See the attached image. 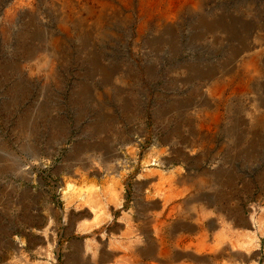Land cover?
<instances>
[{"label":"rangeland","instance_id":"1","mask_svg":"<svg viewBox=\"0 0 264 264\" xmlns=\"http://www.w3.org/2000/svg\"><path fill=\"white\" fill-rule=\"evenodd\" d=\"M3 8L0 2L2 13L5 9ZM263 18L264 15L262 19L257 18V22L258 26L264 28ZM10 39L8 36L2 37L0 32V140H11L7 143L19 159L16 170L9 178L13 181L14 207L11 209V222L5 217L2 206V194L5 192L4 186L8 178L2 170L0 171V264H89L86 256H63L61 253L64 243H68L72 238L68 236L66 239L67 232L61 229L64 211L68 209L73 211L74 217L83 214L85 219H89L91 216L87 213L92 212L97 200L96 193L100 195V200L108 203L112 190H116L119 203L110 205L115 210L109 214L111 220L121 217L124 212L136 215L135 210L140 208L137 202L144 205L140 206L145 212L146 206H149L146 200L162 199L164 193L161 196L157 193L155 195L153 186L142 188L140 183H150L148 180L144 181L141 175L161 169L165 178H169L165 171L174 172L173 169L183 165L178 158L174 165L170 164L165 168L150 167L146 173V169L142 168L143 160L146 162L151 158L171 159L180 156L184 158L182 154L190 157V161L184 164L186 170L183 171L188 177L197 178L205 171L226 174L220 184L213 183L211 188L200 191L207 195L218 194L224 213L232 215L236 222L234 225H227L231 226V231H224L222 237L226 236L227 239L220 242L224 246L221 245L223 249L217 254L218 257L215 253L208 252V264H264V130H260L257 123L250 126L247 116V113L256 114L251 106L253 100L258 98L264 101V88L262 90L258 82L254 88L255 92L250 89L249 96L241 95L230 99L232 92L239 86V80H235L227 90L224 101L220 102L221 127L212 136H205V133L200 136L197 135L198 130L195 127L199 124L195 122L198 112L187 107L180 108V104L203 101L199 94L204 87L187 72H181L180 76L184 79L181 84V77L173 79L172 74L167 71L170 64L176 67L183 60L173 62L170 59H162V63L157 64L155 75H152L147 71V65L151 64L155 57L148 53L150 49L144 41L134 54L131 51L133 46L129 45L133 58L117 50L108 52L100 48L105 65L111 61L114 67L121 65L133 73V76H128L124 71H120L118 77L121 81L116 82V86L110 81H102L101 76L88 79L81 75L90 65L78 58L77 50L72 46L70 53H65L67 59L55 66L54 78L45 74L29 76L28 69L32 64L21 59L22 45L17 46ZM107 50L110 48L107 47ZM222 50V53L216 55L221 62L220 69L226 62L225 50ZM186 56L192 60L190 63H201L194 59V56ZM203 56L198 54L199 58ZM187 57L185 58L188 59ZM211 62L209 59L205 64L214 66ZM108 85L112 90L109 95L106 92ZM91 86L94 88L89 90L88 87ZM119 90L123 92V98L119 96ZM207 98L210 100V97ZM207 108L210 109V106L202 104L199 109L203 110L200 113H210ZM160 149L163 153H160ZM145 154L146 156H143ZM147 155H150V158ZM134 161H137V164H134ZM93 162L98 166L95 167ZM108 163L117 165L119 171L116 174L107 173L105 169L107 170ZM147 179L151 177L147 176ZM176 184L166 188L179 191V185ZM69 187H73L74 191L69 193ZM88 195L94 198L93 204H83L85 198H89ZM177 198L164 208L162 217H165V220L182 218V214L176 213H171L168 217L171 208L175 206L173 203L176 201L175 203L179 204V201H183L182 196ZM188 206L183 205L185 215ZM145 213L144 217L153 216L151 210ZM190 215L187 214L188 217ZM192 218L193 216H190L189 221L193 223ZM203 223L208 229V245L211 246L213 242L214 245L218 242L219 233L223 232V222L217 219L215 229H209L210 221L205 220ZM57 226L60 227L59 231L55 230ZM239 235H243L244 242L251 240L252 243L239 246L234 253L231 247L225 244ZM197 237L193 234L187 247L191 246V249L195 250ZM76 243L74 240L71 244L74 254H78ZM216 252L218 253V250Z\"/></svg>","mask_w":264,"mask_h":264},{"label":"bare ground","instance_id":"2","mask_svg":"<svg viewBox=\"0 0 264 264\" xmlns=\"http://www.w3.org/2000/svg\"><path fill=\"white\" fill-rule=\"evenodd\" d=\"M0 2H2L5 8H3V13L0 12V32L2 34V37H10L12 41L16 43L17 46L18 44L22 45L21 59L27 63H30V65L32 64V66H30L28 69L29 76L45 74L50 78H54L56 76L55 66L57 64H62L63 60L67 59L65 53H70L72 46L76 48L78 58L81 59L84 63L88 62L90 65V68L82 72L81 75L87 77L88 79H94L95 76H101L102 81H107L106 83L110 81L112 85H116V82L121 81V79L118 77L120 71H124L125 73H127L128 76H133V73L130 72L128 69L122 68L121 65L114 67V64L111 61L108 65H105L102 62L104 57L99 51L100 48H103V50H106L108 52H115L114 50H117V52L119 53L131 56L129 45L133 46V49L131 51L134 54V51H136L138 46L141 45L144 41L147 44V48L150 49L148 50V53L152 54L153 57H155L154 61L151 64L147 65V71H149L152 75H155L154 73L156 72L158 66L157 64L162 63V59H170L173 62L178 61L179 59L183 60V62L180 61L181 63H179L176 67L173 64H170L167 71L172 74L173 79L181 77V84H183L184 79L183 76H180V74L183 71L184 73L187 72L192 76L194 80L199 82V85L204 87L200 90L201 94H199L200 99L203 101L194 102L192 104L183 102L180 104V108L186 109L187 107L190 110L195 109L194 111L198 112L195 118V122L199 124L195 127L198 130L197 135L200 134V136H202V133H205V136H212L221 127L222 120L220 102L224 101L227 90L231 87V85L234 84L235 80H239V86L237 89H235L234 92H232L230 99L232 97L236 98L237 96L241 95L249 96L250 89L254 90L257 82L258 84H260L259 86L262 87V90L264 88V28L258 26L257 22V20H259L257 18L262 19L264 15V0H0ZM107 47H109L110 50H107ZM222 49L225 50L224 54L226 62H224V67L220 69L219 66L221 65V62L220 59L216 57V55L218 53H222ZM199 53L204 55L203 58L198 57ZM188 54L194 56V59L201 61V63H190L192 60L186 56ZM185 57L190 60L186 59ZM209 59L212 60L211 63L214 66L208 63L205 64V62H209ZM135 63L137 64V62ZM14 68L15 67L13 66V69ZM20 73H22V71H20ZM105 85L104 87H107ZM108 86L109 89L106 90V92L109 95L110 91L112 92V90L110 89V85ZM116 86H118V84ZM92 88L94 87H88L89 90H92ZM122 88L124 87L122 86ZM119 89H121V87ZM122 93L121 90H119L118 94L119 96H121V98H123ZM101 97H99L98 99L102 102ZM207 97H210L211 101ZM206 100L208 101L206 102ZM204 103L210 106V109L207 108V110L211 111L210 113H200L203 109L199 108ZM251 106L254 108L256 114L247 113L249 125L251 126L257 123L259 125L260 130H264V101L258 100L257 98V100L252 101ZM138 136L140 135L138 134ZM252 137L254 136L252 135ZM4 141V139L0 140V171L2 170V172L6 174L8 180L4 186L5 192L4 194H2V206L4 207L5 217L7 218L8 222H11V209L14 207L12 196L13 181L9 178L10 176H12L14 170H16L15 167L18 164L17 159L19 158H16V154L13 151L11 145L9 146V144L7 143L11 140H6V142ZM125 141L132 142V140L126 139ZM128 146H130V143ZM160 153H163V151H161ZM143 156H146V154ZM147 156L149 157L150 155ZM182 156L185 157L182 158L180 156L170 159L166 156L167 158L163 159L151 158L150 160H146V162L143 160L144 164L142 168L143 170L146 169V173H148L147 168L150 167L165 168L167 165H174L175 160L177 161L178 158L179 160H181V164L183 165V167H179L178 169L176 167L175 170L173 169L174 172L165 171V173L169 174V178H165L164 174L161 173L163 171H160L161 169L157 171L151 170L148 174L141 175V178L143 177L144 181L148 180L150 184L140 183V185L142 188L145 186H153L155 188V195L157 193L161 196V194L164 193V198H159L161 199L160 202H157L158 199L146 200L148 204H150L156 209L161 206L165 208L168 204H171L173 200H175L177 197L182 196V198L185 200H183L179 204H176L175 201L173 203V205L175 206L171 208L168 217L171 216V213H176V215L182 214V219L185 222L189 220L190 216H193L192 219L194 220V224H191V226H195L191 227L190 230L192 231L203 227V222L205 220L210 221L211 226H209V229L216 228L215 224L217 219L218 221H222L223 223H221V225L223 227V232L219 233V238H217L218 242L212 245L214 243L213 242L211 246L208 245L210 244V242L208 243V229H205L203 230L202 235H198V240H196L197 242L195 244V253L197 254H200L204 251H211L212 253L219 255V251L221 252L223 249L222 246H224V244L222 245V243L220 244V242H223L226 238V236L222 237L224 235V231H231V226L227 227V225H234L236 224V222L233 220L232 215L229 216L228 214L224 213V210L219 202L218 194L213 195L211 193L210 195H207L205 192L200 193V191L202 189L211 188L213 186V183L220 184L221 181L224 179L223 175L225 173L219 174L217 172L214 173L212 171H205L202 175L193 179L192 177H188L187 175H185L183 172L186 170L184 169V164L190 161V157L189 155L186 156V154H182ZM135 163L137 164V161H134V164ZM93 164L95 165V167L98 166L97 163L93 162ZM105 171H107V173L109 172V174H116L119 170L117 168V165L113 166L108 163L107 170L105 169ZM76 172L78 174L77 170ZM143 173H145V171H143ZM147 176L151 177V179H147ZM23 177L25 176L23 175ZM174 183H177L179 185V191H171L169 187L168 189L166 188L167 186H172ZM95 188L97 189V187ZM88 190L90 191V188ZM67 191L71 193L74 191V188L69 187ZM112 191V194L110 193L112 196L110 195L111 198L108 199L110 203H108H113L117 205L119 203V195L116 194V190ZM93 194L95 195V193ZM88 196L89 198H85L83 204H93L95 202L94 198L91 195ZM96 197L98 201L101 198L98 193H96ZM80 198L82 199V197ZM101 202L103 203L102 200ZM183 205H189L187 207V214H191L189 217L187 216V214L185 215ZM103 208L104 207L101 206V210ZM198 208L200 209L198 210ZM189 209H191L190 212ZM101 210L96 212L92 224H89V222L86 221V225L87 227H89V229L93 228L94 225L100 223L102 219L101 216H103ZM98 212H100L101 215ZM133 219L134 217L131 220ZM160 226L161 227L159 228V233H161L162 229H164L166 225L165 223H162L160 224ZM188 227L189 226H187V228ZM129 229L130 227L128 228V231ZM144 230L146 231V229ZM131 232L133 233V231ZM141 232L142 231L140 228V233ZM114 234L116 233L114 232ZM178 236L176 237L177 239ZM251 243V240H249L248 242H246L245 240L244 242L243 235H239L235 237V240L231 239L230 243L228 242V244L225 245H229L231 247L232 252L235 253L236 249H238L239 246L249 245ZM176 248H178L177 245ZM186 250L190 251L191 246L187 247ZM217 250L218 253L216 252ZM153 256L156 257L155 255ZM177 256H179V254ZM182 256L180 255L179 257ZM193 259H195V257H193ZM197 259L199 260L200 258ZM198 260L196 262H200ZM3 263L5 262L3 261Z\"/></svg>","mask_w":264,"mask_h":264},{"label":"crops","instance_id":"3","mask_svg":"<svg viewBox=\"0 0 264 264\" xmlns=\"http://www.w3.org/2000/svg\"><path fill=\"white\" fill-rule=\"evenodd\" d=\"M108 199H110V196ZM157 199L155 198L154 200H157V202H160L161 199L159 198ZM181 202L179 201V203ZM96 203L97 204H95L93 207L94 210L92 209V212H90V214L87 213V215L91 216V218L89 219H85L83 214H81L79 217H74L73 211L68 210V209L64 211L63 224L61 225V229L62 231L67 232V236L65 237L66 239H68V236L72 238L69 240L68 243L66 242L64 243V247L61 252L64 254L63 256H67V255L73 256V257H75L76 255L84 256V257L86 256L87 259H89L88 261L89 264H111L113 262L116 264H178L179 262H180L179 264H208V252L207 251L197 254L195 253V250H192V249L190 251L186 250L187 245L190 244L191 242L192 235L193 234H196L197 236L202 235L203 230L207 229L204 226L198 228L197 230L192 231L190 229L191 227H194L195 225L191 226V224L193 225V223L190 222L189 220L185 221L187 223H185L182 218H177V219L167 218L168 220H165L166 218L162 217V215H164L163 214L164 207L161 206L156 209L150 204L149 206H146L147 209L145 210L147 211L151 210L153 216H151V218L144 217L145 212H144V209L141 208L144 205L140 204L139 202H137L136 204L142 205V206H139L141 209L140 208L136 209L135 211L136 215H130L128 212H124L123 213L124 215L122 214L121 217L119 216L114 217V219L111 220L109 218V214L111 211L115 212V210H113V208L110 206L111 204L107 202L102 203L101 200H99ZM101 206L104 207L102 210H105V212H102L103 216H101L102 219L100 223L97 225H94L93 228L89 229V227H87L86 225V221L89 222V224H92L93 223L92 221L95 218L96 212L101 210ZM106 206H108L107 208H108L109 213H107ZM98 213L100 214V212ZM132 216L134 217L133 220H131L133 218ZM162 223H165L166 226L164 229H162L161 233H159V228L161 227L160 224ZM187 226L189 227L187 228ZM129 227L130 229L128 231ZM59 228L60 227L57 226L56 231H59ZM123 228L125 231L123 230ZM140 228L142 231L141 233H140ZM144 229H146L147 232ZM131 231H133L134 234ZM96 232L98 233V235ZM114 232L116 234H114ZM177 236H178V239L176 238ZM74 240H76L77 242L76 246L78 249L76 250V253L78 252V254H74L71 249V244L74 242ZM176 245L178 248H176ZM186 252H187V255H186ZM176 254L177 255L179 254V256L180 255L181 256L183 255V256L179 257ZM94 255H95V258H94ZM153 255H155L156 257H154ZM184 255H186L187 257ZM193 257H195V259H193ZM197 258H200V259L198 260ZM196 259L200 262H196L197 261ZM147 260H149L150 262Z\"/></svg>","mask_w":264,"mask_h":264}]
</instances>
